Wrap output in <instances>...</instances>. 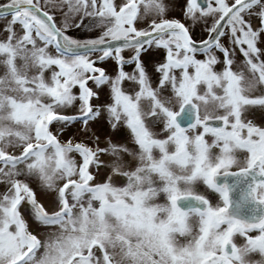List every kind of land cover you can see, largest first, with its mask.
I'll return each instance as SVG.
<instances>
[{
    "label": "snow or ice",
    "instance_id": "6c2138e0",
    "mask_svg": "<svg viewBox=\"0 0 264 264\" xmlns=\"http://www.w3.org/2000/svg\"><path fill=\"white\" fill-rule=\"evenodd\" d=\"M0 264H264V0H0Z\"/></svg>",
    "mask_w": 264,
    "mask_h": 264
}]
</instances>
